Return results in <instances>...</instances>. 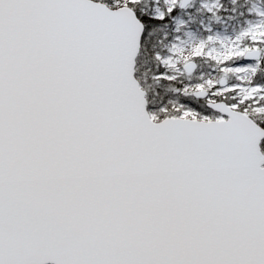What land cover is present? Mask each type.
<instances>
[{"label": "snow or ice", "instance_id": "snow-or-ice-1", "mask_svg": "<svg viewBox=\"0 0 264 264\" xmlns=\"http://www.w3.org/2000/svg\"><path fill=\"white\" fill-rule=\"evenodd\" d=\"M0 264H264V0H0Z\"/></svg>", "mask_w": 264, "mask_h": 264}]
</instances>
